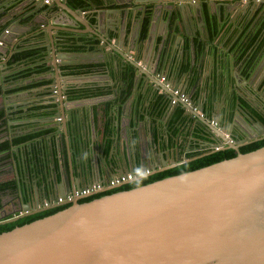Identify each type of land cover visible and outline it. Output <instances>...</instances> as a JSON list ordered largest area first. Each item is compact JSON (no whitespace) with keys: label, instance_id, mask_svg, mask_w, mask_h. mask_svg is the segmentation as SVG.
<instances>
[{"label":"water","instance_id":"95a60500","mask_svg":"<svg viewBox=\"0 0 264 264\" xmlns=\"http://www.w3.org/2000/svg\"><path fill=\"white\" fill-rule=\"evenodd\" d=\"M23 1L11 0L1 4L0 42L1 45L4 43L1 54L3 59L6 54L13 52L10 40L15 37L14 27L20 25L17 18L10 16V12L20 7ZM13 2L16 4L12 9L4 10V7ZM248 2L249 0L246 1ZM27 3L35 8L44 6L29 0ZM135 3L137 4L129 1L124 4L131 11L140 9L143 17L148 12V24L144 38L138 40L137 34L133 33L128 49L119 45L125 30V9L104 10L117 14L116 22H110L98 14L92 22L84 13L79 18L81 10L70 7L66 0H51L46 9L43 8L47 12L48 8L54 7L53 19H57L49 30H42L48 38L44 42L45 59L50 65L49 75L53 78L49 86L52 91L50 99L56 105L52 118H58L56 121L61 128L59 135L62 134L67 152L69 141L66 124L69 115L65 114V110L69 100L66 99V86L63 76L59 74V65L77 64L80 61L71 60V52L59 47L65 43H61L64 37L59 36L60 32L81 31L80 27L86 28L89 37L99 40L96 45L98 50L107 47L110 54L134 67V83L142 79L168 99L172 97L171 91L178 87V83L165 86L167 83L160 82L155 72L157 59L152 50L155 22L163 12L175 18L176 11L181 12L190 5L196 8L197 18L200 25H203L199 5L177 0H135ZM257 4H264V0H259ZM7 16L9 24L2 31V19ZM172 20L177 23V19ZM175 25L178 31V26ZM176 34L181 38L180 33ZM97 54L93 52L87 57L96 58ZM129 54L131 57H128ZM263 57L264 54L261 58ZM260 61L261 59L258 63ZM3 63L0 64L1 69ZM8 72L10 71H0V81ZM230 72L234 78L238 76L234 68ZM192 90L188 93V104L180 101L177 104L182 106L191 119L200 121L216 135L218 147L215 144H211V147L215 150L231 148L236 151L233 157L86 202L79 203L80 198H73L61 210L1 232L0 264H264V145L245 153L239 152L238 147L246 143L244 139L232 140L233 136L226 126L220 130L213 125L214 119L204 117V98L201 102L194 103L190 99ZM19 93L21 92L10 96L15 98L20 96ZM10 96H4L0 105V109H4L6 114L9 109L19 108L24 111L31 100L7 101L6 98ZM0 98L2 99V95ZM6 117L10 118V114ZM33 121L43 119H22L7 123L16 125ZM16 150L15 147L11 149L12 152ZM19 159L20 171L25 172L22 156ZM188 160L183 158L174 162L166 159L161 151L154 154L147 148L139 154V161L144 166L151 162L147 168L148 174ZM126 165L128 167L127 163ZM11 167L17 182L15 192L20 198V181L14 159ZM128 170L138 175L134 158L133 166ZM78 174L74 186L67 185L65 174L62 183L60 180H50L47 185L42 186V191L48 193L45 199L47 206L32 210L29 203L21 201L20 209L0 215V223L58 206L49 204L53 195L58 192V196L63 197L71 193L94 173L90 166H82ZM106 181L107 179L104 180ZM31 193H37L34 186H31ZM9 214L12 216L3 219Z\"/></svg>","mask_w":264,"mask_h":264},{"label":"crops","instance_id":"0c3cea01","mask_svg":"<svg viewBox=\"0 0 264 264\" xmlns=\"http://www.w3.org/2000/svg\"><path fill=\"white\" fill-rule=\"evenodd\" d=\"M6 1L7 0H0V7L1 4L9 3V1L11 0H8V2ZM129 1H132L133 4H137L135 3V0H100V4L92 3L89 5L88 10H81V14L79 13L78 17L81 18L82 13H84V15L87 18L92 19L93 22L95 16L98 14L101 18H106L110 22L115 20L116 22L117 14H115L114 12H105L104 10L107 8H119L123 10L125 9V11L127 10V12L124 14V19H126L125 30L122 34L119 45L122 46L124 49H128V44L132 39L133 33L137 34L138 40L141 39L139 37V30L143 18L140 9L138 10V8H135L133 11H131L129 10L127 4H124L128 3ZM246 1L247 0H196L194 3H197L199 5L198 9L201 14L200 19L201 22H203V25H200V20L199 18H197L196 8L190 5H188L187 8L181 10V12L176 11L175 18L167 16L165 12L160 14L159 19L155 22V34L153 35L152 43V50L155 51V58L157 59L155 69L161 68V71H155L156 74L162 75L166 79L168 84L178 83L177 88H180L183 91L186 90L187 95L189 91L193 89L191 94L192 97L195 92V83L189 85V81L191 79V74L195 71V67H199V65L201 64L202 74L201 76H199L197 83L198 86L202 87L200 89L201 94H199V97L197 98L198 100H201L205 93L204 86L206 87L210 83L209 73L214 71V69L216 67H219L220 65L218 56H220V58L222 57L223 62L225 63L224 69L225 71H227V74L231 73L230 71L232 68H234V71L237 69L233 63L235 55L234 50L232 49V44L236 40L238 35L241 33L242 19H263L264 4L259 6L257 4L259 0H249L248 3H246ZM27 2L28 0H24L20 7H16L13 9V12H10V16H12L13 18H17L20 23L19 26L14 27L15 31L13 33L15 37L10 40L11 43H13L14 49L18 46H44V42H47L48 38L46 32H43L42 29L49 30L51 27H53V23L57 21V19H53L55 12L54 7L48 8L47 12H45L43 9H46V6H48L50 3L44 5L43 7L35 8L32 5H29ZM15 4L16 2L9 4L7 7H4V10L12 9ZM203 4L208 17L209 15H213L215 19H218L220 22L217 23L219 32L211 40V45H213L211 47L214 48L216 52L213 53L211 51H206L204 52L203 57L199 59V57L197 58L195 55V44L198 43V45H200V40H206L207 38L205 24L206 19H204L201 9L203 7ZM99 12H101V15L99 14ZM27 19L30 20L28 21ZM172 19H177V23H174ZM9 20V16L5 17V19H2L4 25L1 26L2 31L8 26ZM175 24H177L178 26V31L175 27ZM80 28L82 29L81 31L75 30L60 32L59 36L64 37V41H62L61 43H89L93 41L95 42V46L90 51H72V58H70L71 60L77 59L80 61V63L77 64H81L102 62L109 58L113 59V54H110L108 52L107 47L105 49L98 50L96 48V45L99 43V40L95 39L94 37H89L86 32V28ZM176 33H180L179 36L181 38H178V35ZM1 36L3 37L4 33H2ZM3 45L4 43L0 45L1 54H3ZM150 46L151 42L149 43V47ZM93 52L98 53L96 55V58L92 57L90 59L89 57H87L90 53ZM1 54L0 64H2V62L4 63L2 69L0 68V71L5 70L11 72L12 69L7 68L5 65L6 59L8 58L9 54H6L4 56V59L1 57ZM263 54L264 50L261 56L258 57L257 61L253 65V69L255 70V76L253 78H258L256 76L257 72L261 71L262 66H264V57L261 58ZM45 55L46 54L44 50L43 60L46 62L47 65H49V63L45 59ZM130 55L131 54H129L128 57H131ZM161 55H165L166 60L165 58L164 60H162ZM172 56L178 59L181 57L185 60L187 59L190 66L189 70L183 73H169L168 60H170ZM259 59H261V61L258 63ZM159 64L161 66H159ZM64 65L71 64L59 65V74L63 76L62 79L66 87L68 84L80 85L85 82H94L96 84L105 86L113 84V81L107 75H63L61 74L60 67ZM10 72H8L7 74H9ZM7 74H5L3 80L0 81V89L2 90L12 88L16 85L24 84L29 81L26 79L16 81L4 80ZM40 77L50 78L51 82L53 80V78L49 75V70L44 75L33 76L32 78L38 79ZM55 79L58 80L57 78ZM241 79H243V77H241ZM227 81L230 83V85L232 84L233 87L236 86V80L234 79L232 74H229V77L227 75ZM59 82H61V78H59ZM50 85L51 83L49 84V86ZM49 86H47L48 88H46L45 86L17 91L21 93H19L20 96H16L15 98H11L13 96L10 95L15 94L17 92L2 95V99L0 98V105L2 103V100L4 99V96H10V98H6L7 101H15L17 99L26 100L28 98H31V100L27 103V106L39 101H47L52 93ZM144 91L150 92L153 91V88L150 87V84H146L145 81L142 79L136 80V82L132 85L130 94L127 96L124 102L121 103V105L115 103L112 106L109 113L113 120L111 123V130L108 134V137L105 136V134L103 133L104 118L102 116V105L105 101L115 98V89L107 91L102 95L72 99L66 97V99L69 101L66 104L67 110H65V114H68L70 119L72 118L74 120L72 121V124H75L78 134L81 136V138H83V140L86 141H84V146L80 147V151L75 158H72L71 150L67 152L64 145L63 137L61 136L62 134L59 135V133L61 132V128L57 124V119L52 118V116L38 118L43 119V121L25 122L16 125H9L7 121L37 118L12 119L7 117H1L0 141L9 139L14 136L29 133L35 130L55 127V131L52 134L54 136L55 148L58 151V157L56 159L55 168L48 167L47 169V174L44 178L48 182L50 180H60L62 183L63 174H65L67 185L74 186L75 178L79 176L78 173H80L81 167L83 166L85 168L84 162H82L84 161V158L87 159L88 164L94 174L90 178H85L86 180L80 184V188L91 183L99 181L104 182L105 179L111 178L114 175H119V172L121 170L122 173L129 172L128 169H131V167L133 166V158L135 160V163L138 165L139 174H141L143 169H147L151 165V162L150 164H147V166H144V164H142V161L140 163V152L144 150V148H147L149 152L150 150L155 152V147L153 146V137L151 133L150 118L146 115H143L141 116V118H139V120H137L136 116L141 112H136L133 109V107H135L136 95ZM158 92L160 91L158 90ZM193 102L195 103V99ZM221 102L223 103V100ZM223 104H225V102ZM208 118H210V113ZM164 119L165 117L162 119V122H164ZM105 141L108 143L106 144ZM179 142H182L181 138H178L177 143ZM174 148L176 149V145L174 146ZM17 158V153H14L9 154L6 157L0 159V180H5L9 178H13L15 180L16 176L14 174V169L11 167V163L14 159L17 163L18 178L20 183L28 182L32 187H35L36 191H38V187H40L42 184L41 178L39 176L27 177V174H24L23 170L22 172L20 171ZM126 163L128 164V167ZM12 195L14 196L15 194L8 192L2 194L0 196L1 201H4L7 196ZM56 196H58V192L53 195L54 198ZM29 200L30 201H23L32 205V198L30 197ZM44 200V196H41L39 198L40 203L42 201L45 202ZM4 210L9 211V208L5 207Z\"/></svg>","mask_w":264,"mask_h":264},{"label":"trees","instance_id":"16d2710c","mask_svg":"<svg viewBox=\"0 0 264 264\" xmlns=\"http://www.w3.org/2000/svg\"><path fill=\"white\" fill-rule=\"evenodd\" d=\"M66 2L70 7L79 8L83 11L88 10L89 5L92 3L100 4V0H66ZM204 8L205 7L203 4L201 9L203 17L206 19L205 24L207 38L206 40L201 39L200 45L195 42V55L197 58L199 57V59L203 57V54L206 51H211L213 53L216 52L214 48L211 47L213 46L211 45V40L218 34L219 28L217 27V23L220 22L218 19H215L213 15H209L208 17L206 9ZM148 17L149 13L147 12L141 21L139 30V37L141 39L144 38L146 34ZM90 20L92 21V19ZM94 46L95 42L93 41L89 43L70 42L62 44L61 49L70 52H80L90 51L94 48ZM232 49L234 50L235 55L233 59L234 65L236 66L237 70L240 71L243 77H248L250 70L257 61L258 57L261 56L264 49V15L263 19H242V30L236 40L233 42ZM44 50V46L39 45L15 47L14 51L6 59L5 65L7 68L12 69V71L5 76L4 80L16 81L26 79L29 81L24 84L16 85L12 88H7L5 90L0 89V95H6L8 93L38 87L46 86V88H48L47 86H49L51 83L50 78H32L33 76L44 75L49 70V65H47L43 60ZM112 57L113 59L109 58L102 62L71 64L60 67L61 74L63 75H107L113 81L112 85L107 86L99 85L94 82H85L80 85L68 84L65 90L66 97L72 99L102 95L107 91L115 89V98L105 101L102 105V116L104 118L103 133L107 137L111 130V123L113 120L109 113L110 109L115 103L121 105V103H123L130 94L132 85L134 84L135 74V69L131 64L122 61L116 55H113ZM161 57L162 60H164V58L166 60L165 55H161ZM218 57L220 65L224 68L225 63L223 62L222 57ZM168 62L169 73H183L188 71L190 68L187 59L185 60L182 57L178 59L172 56ZM159 66L161 65L159 64ZM201 69V64L199 67H195V71L191 74V79L189 81V85L195 83V92L190 98L193 101L195 99V102L199 97V94H201L200 89L202 87L197 85ZM155 70L161 71V68ZM209 77L212 78L211 73ZM208 85L206 86L207 88ZM206 87L204 86L206 101L203 105V111L205 117H209L211 110V93ZM184 92L186 93V90H184ZM133 109L136 112H141H139L140 114H137V120H139V118H141L143 115H146L150 118L151 133L155 152L162 151V153L165 155V158L168 157L174 162L180 161L183 158L189 160L152 174H145L143 172L139 174L138 168V175H135V179L116 187H112L110 189L80 198L78 200L79 203L114 192L128 190L167 176L191 171L222 159L233 157L236 154V151L231 148L213 150V148L209 146V144L213 142L214 139L211 131L200 121L191 119L179 104H170L169 99L163 96V94L158 92L156 89H153V91L150 92L144 91L138 93L136 95L135 107H133ZM55 110V102L49 97L47 101H39L27 106L24 111L16 108L9 114L10 118L12 119L43 118L52 116ZM1 117H6L4 109L0 110V118ZM164 117V122H162ZM72 121H74L72 118L67 121V134L69 150L72 152V158H75L80 151V147L84 146L85 140H83V138H81V136L78 134L76 126L75 124H72ZM54 131L55 127L44 128L0 141V159L6 157L9 154L17 153V160L19 164V160H21L19 159V156H22V165L25 169V172L23 171V173L27 174V177L39 176L41 178L42 184L40 187H38V190L41 192L40 197L44 196L45 199H47L48 193L44 190L42 191V186L47 185L48 181L44 177L47 174L48 167L55 168L56 159L58 157V151L55 148L54 136L52 134ZM178 138H181L182 142L177 143ZM105 143L107 144L108 142L105 141ZM175 145L176 149L174 148ZM263 145L264 139H261L254 143L239 147L238 151L245 153ZM12 147L17 148V150L12 152ZM82 162H84L85 167H89L87 159L84 158V161ZM18 166L20 167V164ZM16 190L17 183L13 178L0 180V196L6 192L14 193ZM20 190L23 194V199L25 197L24 201H30L31 185L28 182H22L20 183ZM68 205V203L61 204L35 212L33 214L18 217L13 221L0 223V233L10 230L15 226H20L32 220L52 214L67 207ZM1 207L2 204L0 197V208ZM11 216L12 215L9 214L3 219L9 218Z\"/></svg>","mask_w":264,"mask_h":264},{"label":"flooded vegetation","instance_id":"af4514ba","mask_svg":"<svg viewBox=\"0 0 264 264\" xmlns=\"http://www.w3.org/2000/svg\"><path fill=\"white\" fill-rule=\"evenodd\" d=\"M236 73H238V76L234 78L236 80V86L233 87L232 84L230 85L227 81V75L229 77L230 73L227 74V71H225L221 65L211 72L212 78L209 77L210 83L208 88L206 87L211 93L210 118L214 119V126L220 130H222V127L226 126L233 136L232 140L244 139L246 142L244 145H247L264 139V66H262L261 71L257 72L256 76L258 78H253L255 76L253 67L250 70L249 76L246 78L243 77L237 69ZM201 74L199 76H201ZM241 77H243V79H241ZM205 94L206 93H204L202 97L204 98L203 105L206 101ZM222 100L225 104L221 102ZM201 101L202 99L199 101L197 99L196 104ZM13 110L14 109H9L6 115ZM203 116L205 117L204 111ZM211 133L214 139L209 146L211 147V144H215V147H218L215 138L216 135L212 131ZM223 146L225 145L223 144ZM213 150L215 149L213 148ZM155 153L156 152H154V154ZM166 159L169 158L167 157ZM14 194V196H7L4 201H1L2 207L0 208V213L20 209V202L22 201L25 203L22 193L21 199L16 195V192H14ZM40 194V191H37L35 195L32 193L30 194L33 201V204H30L32 210L43 208V203L39 202ZM36 204L38 208L35 206ZM5 207H8L9 211H5Z\"/></svg>","mask_w":264,"mask_h":264},{"label":"built area","instance_id":"2783aa9c","mask_svg":"<svg viewBox=\"0 0 264 264\" xmlns=\"http://www.w3.org/2000/svg\"><path fill=\"white\" fill-rule=\"evenodd\" d=\"M32 1L33 3H40L42 5H46L51 3V0H29ZM177 1H188V2H195L196 0H177ZM258 1V0H255ZM1 45V42H0ZM158 80L160 82H166L167 84H165V86L168 85V82L166 81V79L162 76L157 74ZM172 97L169 98V103L170 104H175L177 103V101H180L182 103H189V97L187 95V93H185L183 90H181L180 88H176L174 90L171 91ZM58 120V118H56ZM214 125V123H213ZM145 174L149 173L148 169H144L142 171ZM136 176L131 173V172H126V173H121L119 175H114L111 178H108L106 182H95V183H91L88 184L84 187L78 188L74 191H72L71 193L60 197V196H56L55 198H53L51 201H49V204H55V205H61V204H66L68 203L71 199L73 198H82V197H86L88 195L100 192V191H104L107 188H112V187H116L118 185H121L123 183H127L128 181H131L133 179H135ZM43 206H47V204L45 202H43Z\"/></svg>","mask_w":264,"mask_h":264},{"label":"rangeland","instance_id":"374dc122","mask_svg":"<svg viewBox=\"0 0 264 264\" xmlns=\"http://www.w3.org/2000/svg\"><path fill=\"white\" fill-rule=\"evenodd\" d=\"M4 213H7V212H2V213H0V215H2V214H4Z\"/></svg>","mask_w":264,"mask_h":264}]
</instances>
